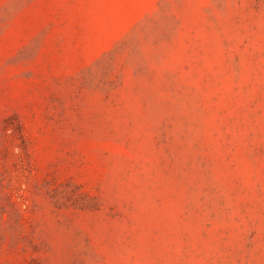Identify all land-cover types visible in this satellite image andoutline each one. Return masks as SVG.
Wrapping results in <instances>:
<instances>
[{"label":"rangeland","instance_id":"374dc122","mask_svg":"<svg viewBox=\"0 0 264 264\" xmlns=\"http://www.w3.org/2000/svg\"><path fill=\"white\" fill-rule=\"evenodd\" d=\"M0 264H264V0H0Z\"/></svg>","mask_w":264,"mask_h":264}]
</instances>
